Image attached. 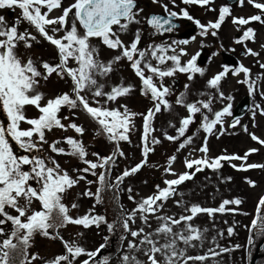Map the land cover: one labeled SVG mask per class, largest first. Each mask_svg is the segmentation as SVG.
<instances>
[{
    "label": "snow or ice",
    "instance_id": "obj_1",
    "mask_svg": "<svg viewBox=\"0 0 264 264\" xmlns=\"http://www.w3.org/2000/svg\"><path fill=\"white\" fill-rule=\"evenodd\" d=\"M153 2L159 3V0ZM245 2L246 0H237L241 7ZM171 3L175 6L176 0H171ZM182 3L215 10L210 7L214 0H182ZM247 3L259 10L258 14L247 18L232 16V7L226 4L219 8L218 18L214 22L209 21L204 24L200 20H194L187 9H181L178 13L164 4L162 7L166 16L153 14L147 17L145 22L152 30L151 34L156 36L172 33L177 28L174 18L183 17L194 21L200 37L209 34L216 37L222 24L231 17L237 31L244 28L242 35L235 38L234 43L244 45V55L259 57L260 53L247 47L245 43L255 42L257 34L252 27L245 26L252 22L264 25V2L247 0ZM4 9L12 11L19 9L20 14L11 24L4 15H0V237H3L0 239V264H34L36 261L40 264H110V256L100 258L102 250L107 247L108 237H105V243L100 244L98 248L88 251L76 241L65 240L59 232L67 225L89 228L99 227L102 223L107 224L109 232H114L119 226L127 234L120 238L123 250L120 264H188L189 261L204 262L209 255L216 257L221 253L233 251L234 249L221 247L219 252L209 249L204 255H186L188 247H195L197 243L203 245L204 233L207 231L193 226L190 222L200 214H207L213 218L217 213H235L238 211L237 208L226 206H239L242 203L241 199H224L215 208L193 204L185 207V212L188 214L180 215L178 218L157 215V213L163 210L165 202L178 194L177 187L193 179L196 173L205 168L218 171L223 167V162H246L251 154L259 151L257 148L249 149L243 156L221 155L209 158L207 136H205L204 143L199 149L204 155L201 158L184 161L185 168L194 171L176 174L172 170V164L177 157L170 156L164 171L176 178L165 180V187L157 185L156 192L136 202V207L131 211H125L120 206L121 216L115 224L107 223L104 216L95 214V206L84 215L73 217L69 206L64 202L70 189L81 181H86L89 185L96 183L98 187L96 192L88 189L82 195L95 198L96 203H101L103 190L118 191L125 178L135 175L147 164L149 154L154 151L152 145L161 143L158 138L151 136L155 131L153 120L161 111H171L172 108L167 99L171 95V89L163 84V78L174 77L177 73L187 74L189 81H192L196 75L203 77L206 68L198 64L203 49L207 47L203 41H201V50L187 61H182V57L188 54L186 49L179 46L194 42L197 38L195 35L171 43L150 44L147 48L141 49L139 47L141 30L137 29L133 39L126 44L121 39V33L128 32L132 24L141 23L137 17L143 9L138 7V0H72L67 6L64 0H0V10ZM54 11L60 14L53 16ZM23 24H27L29 28L21 30ZM41 40L56 50V62L34 59L30 55L21 54V46L30 51L35 45L40 44ZM93 40H98L100 45L111 51H118L119 54L107 61L101 59L100 48L92 43ZM261 48L264 49V44ZM218 54L213 52L208 60L211 61L212 57ZM124 60L129 62L130 68L139 78L141 94L151 98L153 106L147 109L146 113L131 112L126 105L117 108L106 106L108 102H116L119 98L128 96L133 90L132 85H126L121 81L106 91L105 84L100 82L101 78H109L116 70V66ZM152 60L155 63H152ZM169 62L171 66H166ZM259 67L264 69V63H260ZM229 73L233 76L244 75L245 78L238 82L248 85L250 95L258 91L259 77L257 80L251 79L249 67L243 63L235 67L225 64L222 66V71L206 81L207 88L215 90L221 100L232 99L231 96L225 97L221 90V83ZM53 75L66 83L70 81V89L46 99L45 93L39 90L42 87L41 82L46 83ZM184 87L187 90L189 85L186 84ZM86 93L91 94V101ZM260 94L264 96V92ZM101 100L104 103H101ZM212 101L213 97L209 95L207 101L185 103V93H181L175 103L186 108L188 115L181 118L180 126L176 128L177 134L164 133L165 139L177 142L185 137L189 126L195 122L194 117L197 113L202 115L203 122L200 127L205 133L213 134L219 131L223 134V118L232 116V105L229 103L221 110L213 112ZM29 107L34 108L37 115L29 117L26 114ZM65 108L72 116H75L77 109L85 112L98 125L97 135L105 134L109 141L115 142V151L108 156L92 153L97 158L93 161L87 158L89 153L83 141L75 136H65L62 140L49 142L47 134L56 129L63 132L73 130L81 137L85 133V128L70 116H61ZM202 109L211 113V116L204 114ZM255 109L264 115V107L260 104H256ZM137 115L143 120L141 136L143 158L131 168L124 169L114 181H111L109 179L111 167L115 164L117 155L125 156L119 143L130 142V133L134 130V119ZM255 116L256 111H253V119ZM65 121L69 122L65 123ZM239 123V119H234L230 127L234 128ZM217 125L220 126L219 129ZM170 126L175 127V125ZM244 131H248L247 126L244 127ZM249 135L253 141L264 146V139L252 133ZM191 142L192 136H187L179 143L177 151ZM61 143L66 144L68 149L60 147ZM49 152L76 157L86 167L73 169L77 175H70ZM230 166L241 171L264 170V164L257 163L239 165L231 163ZM97 169L100 171L97 172ZM84 174L96 177V181L87 180ZM228 179L230 180L231 177ZM247 183L255 186V182L250 179ZM127 191L131 193V187ZM129 199L135 201L132 195H129ZM176 203L177 206L182 205L181 200H177ZM37 204L38 209L35 207ZM77 207L76 203L71 205L72 209ZM262 208H264V197L258 201L257 215L251 222L250 233L254 231L257 235H264ZM150 216H155L158 222V227L154 231H145V227L136 230L131 228L130 225L135 223L137 218L145 226L150 227ZM233 234L234 229L228 227L227 235ZM37 235L48 239H59L63 244L64 253L47 260L38 253L30 254L29 249ZM129 235L132 239H127ZM218 235L223 236L224 233L219 232ZM124 241H127L126 248L123 246ZM181 243L185 247H179ZM248 243H253L251 234ZM239 247L240 245L235 246V248ZM138 254H142L145 259H139ZM82 256L87 258L79 260L78 258Z\"/></svg>",
    "mask_w": 264,
    "mask_h": 264
},
{
    "label": "rangeland",
    "instance_id": "obj_2",
    "mask_svg": "<svg viewBox=\"0 0 264 264\" xmlns=\"http://www.w3.org/2000/svg\"><path fill=\"white\" fill-rule=\"evenodd\" d=\"M170 8H175L180 11V7H188L189 10H195L199 7L197 5H184L182 0H176V5L173 6L171 0H163ZM72 0H64L65 6L71 3ZM259 2H264V0H259ZM230 4L232 7V16L245 18L258 14L257 9L245 2L243 7L239 6L237 0H234L232 3H228L226 0H214V3L210 5L214 11L208 10L207 8L200 7L199 10L203 12L202 16H194V20H200L201 23L207 24L211 19L213 22L218 17L219 8L222 5ZM8 10V9H7ZM9 11V10H8ZM12 12V19H15L19 16L20 12L18 9ZM146 10H143L142 13L137 17L142 21L141 15L144 13L146 15ZM7 13V12H6ZM60 12L54 11L53 16L59 15ZM1 15V14H0ZM6 17V14H3ZM9 24H11V18H7ZM194 22V21H191ZM141 22L139 24H132L131 28H135V25L138 29L141 30V43L139 47L145 49L150 44H163L171 43L172 41H179L181 39L177 38H167V39H152L157 36L151 35L150 29L142 28ZM245 27H252L256 32L255 42L246 41V45L249 48H252L254 51L260 53L259 57H253L250 55H244V45L234 43L235 38L242 35L244 28H241L240 31H237V27L233 25L231 17L227 18L226 21L222 24L221 29L218 31L216 37L211 36L210 34L206 37H200L198 32L195 31L189 38L195 35L197 38L194 42L188 45H180L187 51V55L182 57V61H187L194 55L199 49H201V41L207 47L204 48V63H199L200 66L206 68V73L203 77L196 75V77L189 81L187 79V74L177 73L174 77L163 78V84L170 87L171 95L167 97L169 102L172 105L171 111H161L156 115L153 120L154 132L151 133V136L158 138L161 143L152 145L154 151L149 154L147 158V164L135 175L125 178L124 182L120 185L119 195L121 205H115L113 198L111 197L110 192L102 191V202L96 203L95 198L85 197L82 193L85 190L91 189L92 192H96L98 185L93 183L89 185L86 181H81L77 186L73 187L66 194L64 202L70 208V214L73 217L82 216L87 213L90 209L94 207V213L97 215H102L106 218L107 223H116L118 218L121 216L122 206L125 211H131L136 207V202H139L142 198H145L149 195H152L156 192V186L165 187L164 181L169 179L176 178L175 176L166 173L164 169L168 166V158L172 155H175L177 158L172 164V170L176 174L183 173L185 171H194L188 170L185 168L184 161L185 159H197L201 158L204 154L199 151L200 147L204 143V138L207 136L208 144V157L215 158L221 155H240L243 156L246 151L251 148L259 149L258 152L251 154L247 161H232L224 162L228 163L230 166L231 163L241 164V163H257L264 164V146H261L256 141H253L249 133L255 134L261 139H264V115H261L258 110L255 109L256 104H260L264 107V96L260 93L264 92V69L259 67L260 63H264V49L261 48V45L264 44V25H261L259 22H252ZM24 28H29L27 24L21 25V30ZM31 30V29H29ZM136 31V30H135ZM134 30L128 31L126 33H121V39L127 44L129 43L134 36ZM199 31V29H198ZM62 35V33H61ZM39 39V37H38ZM93 44L97 45L100 48L101 59L107 61L112 59L115 55L119 54L118 51H111L106 47L100 45L98 40H93ZM222 46V47H221ZM229 51V52H228ZM21 54L30 55L34 59L47 60L49 62L57 61L56 50L49 45L47 42L41 40L40 44L35 45L30 51L25 50L22 46L20 48ZM213 52H218L219 54L212 57L211 61L208 60V57L211 56ZM232 53L233 58L231 62H228L232 67L237 66L240 63H243L245 66L251 69V79L257 80L259 89L253 94H249L248 85L240 83L238 81L243 80L245 77L243 74L238 76H233L231 73L221 83V90L224 93L225 97L231 96L232 99H223L221 100L218 96V93L215 90L209 89L206 86V81L211 78L216 73L222 71L223 58L226 54ZM149 59H151L149 57ZM155 63L154 60L151 61ZM227 63V64H228ZM171 66V62L168 65ZM124 84L132 85V92L125 97L119 98L116 102H108L107 107L117 108L121 105H126L131 112L146 113L147 109L153 106L150 96H144L141 94V82L138 77L135 76L134 72L129 66V62L126 60L120 62L116 66V70L111 74L107 79L101 78L100 82L105 84V90H110L111 86L118 84L120 82ZM42 87L39 89L45 93L46 99L52 98L55 95L63 92L69 91L70 81L66 83L63 80H59L55 75H53L49 81L41 82ZM189 85L188 89H185V85ZM185 93V103H192L196 101H207L209 95L213 97L212 109L213 112L221 110L227 104L232 105L231 111L233 112L236 104L244 96H248L249 104L245 112L240 115V123L234 128L230 127L233 124L234 119L232 116H225L223 118V134H220L219 131H215L213 134L205 133L200 127L202 121V115L197 113L194 117V123L189 126L188 131L185 134V137H182L180 141L171 142L165 139L164 133L169 135H176V128L180 126L181 118L188 115L186 108L180 105H176L175 100L181 94ZM201 93H205L201 95ZM89 100H92L91 94L86 93ZM101 103H104L101 100ZM63 116H70L77 124L82 125L85 128V133L83 136H77L73 130L63 132L62 130L56 129L51 133L47 134L49 142L53 140L60 139L66 135L75 136L77 139H80L84 142L86 150L88 151V159L95 161L97 158L92 155V153H99L100 156H105L108 153L115 151V144L108 142L105 138H102V134L97 135V124L81 109L75 111V116H72L67 108L63 109ZM253 111H256V116L253 119ZM204 114L211 116V113H208L207 110L202 109ZM26 114L29 117L37 115V112L34 108L29 107L26 110ZM69 121H65L68 123ZM134 130L130 133V142L121 141L119 143L120 149L125 153L124 157H119L117 155L116 162L113 165L111 170V175L109 179L114 181L118 173L123 172L126 168H131L135 164L139 163L142 160V141L141 136L143 132V120L140 115H137L134 119ZM170 125H175L171 127ZM247 126L248 131H244V127ZM27 127V125H25ZM217 125V129H219ZM187 136H192V142L187 145L185 148L180 149L179 143L182 142ZM60 147L68 149V146L64 143L59 145ZM47 148V146H45ZM55 159L60 163L63 169H66L70 175L76 176L77 173L73 169H82L86 167L78 158L69 156V155H56L50 153ZM231 167V166H230ZM203 171L196 173L193 179L185 181L177 187V195L170 198L165 202L163 210L157 215H169L178 218L180 215H186L185 207H190L193 204H198L202 207H218L219 204L224 199H241L242 203L239 206L229 205L226 207L237 208L238 211L235 213L225 212L223 214L217 213L213 218H210L207 214H200L195 218L192 223L193 226L200 228L201 230L208 229L204 233L205 241L203 245L199 243L195 247H188L186 255L196 256L204 255L206 247L213 246L211 242V225L212 224H221L230 225L232 228H235L234 239L239 242H244L246 236V224L250 221L252 216L255 213V208L258 204V201L261 197H264V170L262 169H250L246 172L237 170V173L228 175L226 173V168L216 171L215 175L206 176ZM223 171V172H222ZM99 172V169H97ZM203 173V174H202ZM202 174V175H201ZM87 176V180L96 181V177L90 174H84ZM231 177L229 180L228 178ZM206 179H211L207 182ZM252 180L255 182V186H250L247 183V180ZM131 187L132 192L129 193L127 189ZM118 190V191H119ZM183 194L182 196L179 194ZM129 195L135 197V201L129 199ZM181 200L182 205L177 206L176 201ZM76 203L77 208L72 209L71 205ZM38 209L39 205H35ZM264 210V208H262ZM226 215V216H225ZM150 227L145 226L138 218L135 223H132L130 226L133 230H136L140 227H145V231H154L158 227V222L155 216L149 217ZM10 230V225L8 226ZM179 230V229H177ZM60 235L68 241H76L79 245H82L86 250L92 251L99 247L101 242L105 243V237H108L107 247L102 250L100 258L103 256H110V264H120V256L123 254L121 248V236L127 235L123 232L122 228L117 226L114 232H109L106 223L100 224L99 227L92 226L89 228H84L83 226L77 225H67L65 228L59 230ZM3 239V237H0ZM114 239V241H113ZM127 239H132L129 235ZM261 239V238H260ZM110 240V241H109ZM217 242V241H215ZM224 238L222 239V243ZM241 242V243H242ZM161 243L163 239L161 238ZM258 243V242H257ZM127 241L123 242L124 248H126ZM257 245V244H256ZM179 247H185L182 243ZM256 247V246H255ZM233 249V247L231 248ZM220 251V250H219ZM30 254L38 253L43 259H52L56 255L64 253V247L62 242L59 239H48L42 236L37 235L32 241V247L29 249ZM114 253V254H113ZM203 253V254H202ZM253 254V253H252ZM260 254H262L260 250ZM221 259L222 264H243L244 259L240 253H237L235 249L230 253H221L218 256ZM87 257L82 256L78 258L79 260L86 259ZM138 258L144 260L145 257L142 254H138ZM34 264H40L39 261L34 262ZM188 264H204V262H192L189 261Z\"/></svg>",
    "mask_w": 264,
    "mask_h": 264
},
{
    "label": "trees",
    "instance_id": "obj_3",
    "mask_svg": "<svg viewBox=\"0 0 264 264\" xmlns=\"http://www.w3.org/2000/svg\"><path fill=\"white\" fill-rule=\"evenodd\" d=\"M63 113H64V110H62L61 115ZM97 127H98V125H97ZM76 135L79 136V134H76ZM66 136H69V135H66ZM102 136H103L102 138H105L108 142H112V141H109L107 139V136L105 134H102ZM112 143L115 144V142H112ZM115 146H116V144H115ZM110 154H112V152L111 153H108L105 156H108ZM224 167L226 168V173H229L228 175H232V174L233 175L234 174L237 175V174H240L241 173V172L240 173H237L238 171H236L234 168L230 167L228 165V163L225 164L224 162H223V167L221 169H219V170L224 169ZM112 168H113V166L111 167V170H112ZM205 169H207V168H205ZM99 171H100V169H99ZM244 172H246V171H244ZM121 173L119 172L117 176H119ZM215 173H216V171L211 170V169H207L204 172V174H206V176L215 175ZM113 177L116 178L115 176H113ZM204 180H207V182H209L211 179L208 180V179L204 178ZM103 191L104 192H110L108 194H110L111 197L113 198V201H114L115 205H116V203L119 204V205H121L120 198H119V195H121V194H119L120 193V190L114 192L112 190L105 189ZM255 209H257V206H256ZM262 212H264V210H262ZM256 215L257 214H256V210H255L254 215L252 216V218L250 219V221L247 222V224H246V236H245L244 242H242V241L239 242L238 240L234 239L235 236H237L236 234H233L232 236H228L227 235V228L228 227H231L230 225H223L222 226L221 224H212L210 226L211 227V234L210 235H211V239H212L211 242L213 243V246H210V248H209V246H207L204 254L208 253V250L209 249H214L217 252H219V250H220L221 247H228L230 249L233 247V249H235V251L237 253H240L243 256V259H244V263L243 264H249V260H250V258L252 256V253L254 251V248H255L257 242L260 240V238H262L264 236V235H257V234H255L254 231L252 233H250L251 222H252V220L254 218H256ZM233 229L235 230V228H233ZM207 232H208V229H207ZM219 232H223L224 235L223 236L218 235ZM250 234L252 235V238H253V243L252 244H249L248 243ZM213 237H215V241H217V242L213 241ZM223 238H224V242L222 243V239ZM113 241H114V239H113ZM102 243L103 242H101V244ZM217 245H219L220 247H217ZM236 245H240V247L239 248H235ZM80 246H82V245H80ZM261 252H262V255L256 260V263L255 264H264V243H263V245L261 247ZM204 264H222V262H221V259L218 256L212 257L211 255H209V258L206 261H204Z\"/></svg>",
    "mask_w": 264,
    "mask_h": 264
},
{
    "label": "flooded vegetation",
    "instance_id": "obj_4",
    "mask_svg": "<svg viewBox=\"0 0 264 264\" xmlns=\"http://www.w3.org/2000/svg\"><path fill=\"white\" fill-rule=\"evenodd\" d=\"M164 4H166V3L163 0H159V3H154L153 0H138V7L147 11L145 16H144V13L141 15V18H142L141 22H144V24H142V28L144 27L145 29H150V27L147 26V24L145 22V19L150 14L166 15V13L164 12V9L162 7ZM199 8H200V6L195 11V10H189L188 7L184 6V7H180V11H181V9H187L189 11V14L193 17L194 16H202L203 12L200 11ZM170 10L176 11L178 13L180 12L175 8H170ZM11 11L12 10L8 11L7 9L0 10V14L3 15L5 13L7 18H9V19L11 18L10 21L12 23L14 21V19H12V12ZM211 21H213V19H211ZM174 23L177 25V28L172 33H165L163 35H156L157 37H155V38H153L152 37L153 35L151 34L150 37H152V39H160V40L167 39V38H174V39L179 38L182 40V39L189 38V36L192 35V33H194L195 31L199 32L196 24L194 22L187 20L186 18H183V17L174 18ZM137 29L138 28L136 27V25H135V28H131V26H130L128 31H132V30L135 31ZM143 39H146V38H143ZM143 39H141V40H143ZM200 50L201 49H199L198 51H200ZM229 55L231 56L232 59H234L232 56L233 55L232 53H229ZM202 56H204V49L202 51ZM223 60L225 61V57L223 58Z\"/></svg>",
    "mask_w": 264,
    "mask_h": 264
},
{
    "label": "water",
    "instance_id": "obj_5",
    "mask_svg": "<svg viewBox=\"0 0 264 264\" xmlns=\"http://www.w3.org/2000/svg\"><path fill=\"white\" fill-rule=\"evenodd\" d=\"M229 3H232L234 0H227ZM153 15V14H150ZM149 15V16H150ZM157 15H161V14H157ZM166 16V15H165ZM225 60L227 62H231L232 58L229 54L225 55ZM198 63H203V58L202 55L200 57V59L198 60ZM249 104V98L248 96H244L241 101L238 102V104H236V107L234 108L233 112H232V116L233 117H239L240 115H242L245 110L247 109ZM264 243V236L259 240V242L257 243L254 253L250 259L249 264H255L257 258L260 256V248L262 246V244Z\"/></svg>",
    "mask_w": 264,
    "mask_h": 264
}]
</instances>
